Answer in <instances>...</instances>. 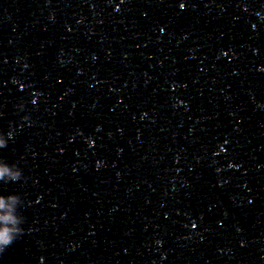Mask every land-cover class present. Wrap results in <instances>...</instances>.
<instances>
[{"label": "water", "instance_id": "water-1", "mask_svg": "<svg viewBox=\"0 0 264 264\" xmlns=\"http://www.w3.org/2000/svg\"><path fill=\"white\" fill-rule=\"evenodd\" d=\"M0 264H264V0H0Z\"/></svg>", "mask_w": 264, "mask_h": 264}, {"label": "clouds", "instance_id": "clouds-1", "mask_svg": "<svg viewBox=\"0 0 264 264\" xmlns=\"http://www.w3.org/2000/svg\"><path fill=\"white\" fill-rule=\"evenodd\" d=\"M6 146V140L0 136V149ZM24 179L16 164H8L0 160V183H16ZM23 206L21 197L17 194L0 195V253H3L20 236L23 235L22 225L25 217L18 211Z\"/></svg>", "mask_w": 264, "mask_h": 264}]
</instances>
